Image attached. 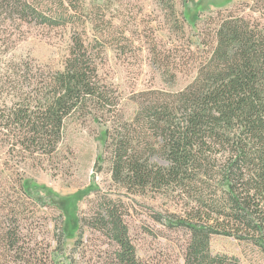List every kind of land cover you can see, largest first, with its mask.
Wrapping results in <instances>:
<instances>
[{
    "label": "rangeland",
    "instance_id": "1",
    "mask_svg": "<svg viewBox=\"0 0 264 264\" xmlns=\"http://www.w3.org/2000/svg\"><path fill=\"white\" fill-rule=\"evenodd\" d=\"M73 7L72 18L58 28L0 15V116L18 98L31 96L6 84L12 61L31 62L35 74L61 71L74 37L93 53L101 84L118 109L70 121L53 158L26 152L18 131L0 120V264H110L114 245L98 229L107 202L120 211L143 264H186L191 235L167 218H188L197 210L195 201L212 195L213 186L201 179L186 194L179 187L126 190L111 171L107 132L114 122L130 121L146 95L176 94L194 82L215 49L220 13L264 26L263 5L258 0H80ZM153 162L166 164L159 158ZM210 248L241 264H264L258 247L235 237L214 236Z\"/></svg>",
    "mask_w": 264,
    "mask_h": 264
},
{
    "label": "trees",
    "instance_id": "2",
    "mask_svg": "<svg viewBox=\"0 0 264 264\" xmlns=\"http://www.w3.org/2000/svg\"><path fill=\"white\" fill-rule=\"evenodd\" d=\"M79 1L0 0V15L58 28ZM258 4L264 8V0ZM220 15L215 49L194 82L176 94L146 95L130 121L114 122L107 132L111 171L126 190L179 187L186 194L201 179L213 186L212 195L194 200L198 207L188 218H167L191 235L186 264H241L212 252L214 236L235 237L264 254V26L233 12ZM73 42L64 70L35 74L31 63L19 62L5 81L31 95L0 116L31 155L58 156L70 121L118 109L89 47L81 38ZM104 204L98 229L114 245L110 264H143L120 211Z\"/></svg>",
    "mask_w": 264,
    "mask_h": 264
},
{
    "label": "flooded vegetation",
    "instance_id": "3",
    "mask_svg": "<svg viewBox=\"0 0 264 264\" xmlns=\"http://www.w3.org/2000/svg\"><path fill=\"white\" fill-rule=\"evenodd\" d=\"M26 24V23H25ZM37 25V24H36ZM41 26V25H40ZM70 57V56H69ZM68 60V59H67ZM19 62H26V63H31V62H28V61H12V63L8 66L10 69H8V71H10L12 68H14L15 69V65L16 64H18ZM32 64V63H31ZM33 65V64H32ZM65 68V67H64ZM64 70V69H63ZM62 71V70H61ZM10 73H8L7 74V76L9 75ZM3 75H4V77L6 76V73H3L2 74V77H3ZM108 138V137H107ZM22 186H24V185H22ZM135 247V246H134ZM137 257H138V254H137Z\"/></svg>",
    "mask_w": 264,
    "mask_h": 264
}]
</instances>
